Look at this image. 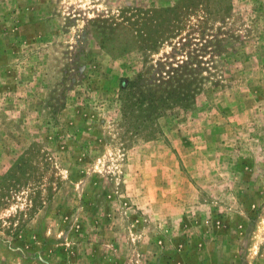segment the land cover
<instances>
[{
  "label": "rangeland",
  "instance_id": "374dc122",
  "mask_svg": "<svg viewBox=\"0 0 264 264\" xmlns=\"http://www.w3.org/2000/svg\"><path fill=\"white\" fill-rule=\"evenodd\" d=\"M180 1L0 0V264H264V0ZM186 64L191 96L135 128L120 83Z\"/></svg>",
  "mask_w": 264,
  "mask_h": 264
},
{
  "label": "trees",
  "instance_id": "16d2710c",
  "mask_svg": "<svg viewBox=\"0 0 264 264\" xmlns=\"http://www.w3.org/2000/svg\"><path fill=\"white\" fill-rule=\"evenodd\" d=\"M183 1L185 0H181L176 7H181L180 3L185 4ZM173 12V8L149 12L141 11L140 21H133L130 23V29L126 28L127 34L134 35L133 41H118V38L115 37L117 25L108 24L106 20H93L92 32L94 36L101 39L104 49L110 50V46L114 45L117 40V50L124 53L135 46L133 43L140 40L145 42L151 39L152 44H155L159 39H162L171 28L166 23L169 21V15ZM126 21L124 20V22ZM152 38H155L156 41ZM185 69H187V64L170 71L166 79L162 80L163 88L158 92L142 91L138 81L123 80L119 86V102L123 116L132 119L135 128H141L147 125L150 118L152 119L165 108L176 104L181 105L192 93Z\"/></svg>",
  "mask_w": 264,
  "mask_h": 264
}]
</instances>
